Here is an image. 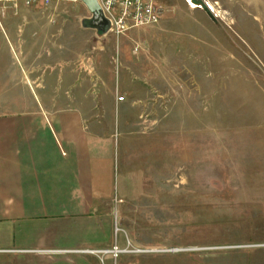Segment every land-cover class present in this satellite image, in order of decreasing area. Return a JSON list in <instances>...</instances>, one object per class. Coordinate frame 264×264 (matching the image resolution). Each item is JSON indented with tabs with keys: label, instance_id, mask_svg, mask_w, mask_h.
<instances>
[{
	"label": "rangeland",
	"instance_id": "374dc122",
	"mask_svg": "<svg viewBox=\"0 0 264 264\" xmlns=\"http://www.w3.org/2000/svg\"><path fill=\"white\" fill-rule=\"evenodd\" d=\"M158 1L159 22L119 34L81 0L0 4V103L32 63L46 88L58 56L83 77L58 94L106 115L117 143L95 228L23 264H264V0ZM38 87L27 97L50 93Z\"/></svg>",
	"mask_w": 264,
	"mask_h": 264
},
{
	"label": "crops",
	"instance_id": "0c3cea01",
	"mask_svg": "<svg viewBox=\"0 0 264 264\" xmlns=\"http://www.w3.org/2000/svg\"><path fill=\"white\" fill-rule=\"evenodd\" d=\"M54 59L47 63L45 74L53 79L46 88L32 63L15 74V102L0 103V264H23L15 257L29 252L60 251L62 230H93L87 224L95 228L102 205L115 196L113 122L87 104L65 103L62 85L80 86L83 77L57 68ZM3 76L1 68L0 83ZM38 85L50 93L31 100L27 93Z\"/></svg>",
	"mask_w": 264,
	"mask_h": 264
},
{
	"label": "built area",
	"instance_id": "2783aa9c",
	"mask_svg": "<svg viewBox=\"0 0 264 264\" xmlns=\"http://www.w3.org/2000/svg\"><path fill=\"white\" fill-rule=\"evenodd\" d=\"M79 0H0L1 8L10 4L13 8L20 5L25 7L44 6L49 7L63 2H76ZM192 2V0H188ZM212 11L209 0H201ZM102 16L112 30L119 34L127 29L153 25L159 22L164 13V7L158 0H97ZM196 6L198 4H192ZM199 6V5H198ZM117 257L121 249L117 246L108 250Z\"/></svg>",
	"mask_w": 264,
	"mask_h": 264
},
{
	"label": "water",
	"instance_id": "95a60500",
	"mask_svg": "<svg viewBox=\"0 0 264 264\" xmlns=\"http://www.w3.org/2000/svg\"><path fill=\"white\" fill-rule=\"evenodd\" d=\"M86 6L87 10L91 13V18L88 20L91 26H106L107 22L102 16L97 0H81Z\"/></svg>",
	"mask_w": 264,
	"mask_h": 264
}]
</instances>
